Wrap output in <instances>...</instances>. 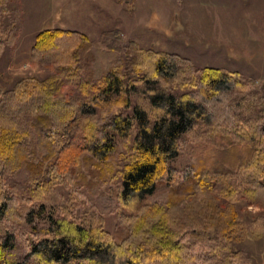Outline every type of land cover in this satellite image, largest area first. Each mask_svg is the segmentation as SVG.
I'll return each mask as SVG.
<instances>
[{
  "label": "trees",
  "instance_id": "trees-1",
  "mask_svg": "<svg viewBox=\"0 0 264 264\" xmlns=\"http://www.w3.org/2000/svg\"><path fill=\"white\" fill-rule=\"evenodd\" d=\"M9 3L0 0V57L20 27ZM30 54L46 77L10 88L0 78V264H253L242 244L264 238L263 92L125 45L117 31L91 40L44 29ZM187 142L204 153L177 170L171 162ZM111 165L115 186L99 172ZM59 186L87 193L91 212L50 213ZM179 186L178 198L152 202ZM242 202L263 210L246 215ZM109 212L122 223L117 235L101 219ZM22 216L45 224L27 229Z\"/></svg>",
  "mask_w": 264,
  "mask_h": 264
},
{
  "label": "rangeland",
  "instance_id": "rangeland-1",
  "mask_svg": "<svg viewBox=\"0 0 264 264\" xmlns=\"http://www.w3.org/2000/svg\"><path fill=\"white\" fill-rule=\"evenodd\" d=\"M9 1L11 18L15 17V12L20 14V27L15 44L0 57V78L4 88L12 87L23 77L44 78L48 75L47 69L32 59L30 49L38 32L58 28L84 34L91 40H99L105 32L117 31L125 45L133 43L163 54H175L186 59L197 71L218 69L251 82L264 93V0ZM138 98H134V103L140 101ZM203 153L204 149L202 151L197 144L187 142L171 165L182 171ZM117 154L110 160L116 166ZM93 167L92 173L87 175L91 179L98 171L96 166ZM111 167L105 174L99 172L105 175L108 184L115 186L117 178L113 176V165ZM18 176L15 183L23 186V176ZM71 191L63 186L53 189L46 199L49 212L57 214L62 207L73 205L76 214L90 213L93 199L84 192L74 196ZM184 193L185 188L179 186L172 192L155 195L151 200L163 202ZM241 207L246 209V215L263 210L260 205L246 206L245 202ZM20 219L27 229L31 225L45 224L44 219L33 218L32 223L24 216ZM101 219L108 231L118 234L122 223L117 214L109 212ZM242 246L253 264H264V238L248 239ZM22 253L18 250L11 258H19Z\"/></svg>",
  "mask_w": 264,
  "mask_h": 264
}]
</instances>
